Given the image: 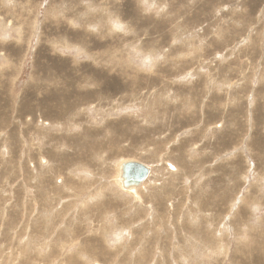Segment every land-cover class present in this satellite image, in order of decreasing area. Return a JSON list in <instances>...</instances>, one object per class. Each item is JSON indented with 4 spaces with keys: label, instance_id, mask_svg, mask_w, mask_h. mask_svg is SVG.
<instances>
[{
    "label": "rangeland",
    "instance_id": "374dc122",
    "mask_svg": "<svg viewBox=\"0 0 264 264\" xmlns=\"http://www.w3.org/2000/svg\"><path fill=\"white\" fill-rule=\"evenodd\" d=\"M0 264H264V0H0Z\"/></svg>",
    "mask_w": 264,
    "mask_h": 264
},
{
    "label": "water",
    "instance_id": "95a60500",
    "mask_svg": "<svg viewBox=\"0 0 264 264\" xmlns=\"http://www.w3.org/2000/svg\"><path fill=\"white\" fill-rule=\"evenodd\" d=\"M150 168L136 161H125L120 164L119 180L124 189H137L149 176Z\"/></svg>",
    "mask_w": 264,
    "mask_h": 264
},
{
    "label": "bare ground",
    "instance_id": "6f19581e",
    "mask_svg": "<svg viewBox=\"0 0 264 264\" xmlns=\"http://www.w3.org/2000/svg\"><path fill=\"white\" fill-rule=\"evenodd\" d=\"M171 167V166H170ZM119 173H120V165H119ZM150 173H151V171H150ZM120 186H121V181L119 180V174H118V178H117V181H116ZM144 183V182H143ZM121 192V191H120ZM125 192H127V193H131V194H134L135 192H137V189H135V190H127V191H125ZM136 195H138V194H136ZM139 196V195H138ZM140 197V196H139ZM139 199V198H138ZM135 200H137V199H135Z\"/></svg>",
    "mask_w": 264,
    "mask_h": 264
}]
</instances>
